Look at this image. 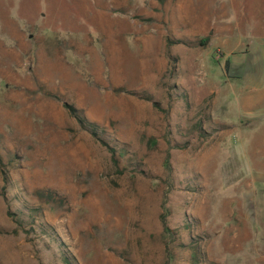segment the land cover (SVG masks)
<instances>
[{
  "label": "rangeland",
  "instance_id": "1",
  "mask_svg": "<svg viewBox=\"0 0 264 264\" xmlns=\"http://www.w3.org/2000/svg\"><path fill=\"white\" fill-rule=\"evenodd\" d=\"M0 264H264V0H0Z\"/></svg>",
  "mask_w": 264,
  "mask_h": 264
},
{
  "label": "trees",
  "instance_id": "2",
  "mask_svg": "<svg viewBox=\"0 0 264 264\" xmlns=\"http://www.w3.org/2000/svg\"><path fill=\"white\" fill-rule=\"evenodd\" d=\"M64 106L67 108V110H69V112L75 116L79 122V124L83 127V128H87L90 133L95 136V137H99L98 133H97V129L94 125H92L91 123H87V120L85 119V117H83L82 115H80L78 113V110L71 106V105H67V104H64ZM99 140L104 144L106 145V143L99 138ZM107 146V145H106ZM111 150V152H113V150L111 148H109ZM3 180L6 181V177H3Z\"/></svg>",
  "mask_w": 264,
  "mask_h": 264
}]
</instances>
